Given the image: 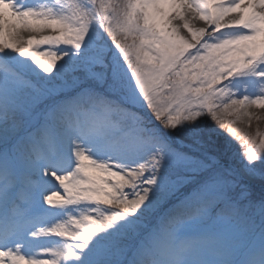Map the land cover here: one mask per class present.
Returning a JSON list of instances; mask_svg holds the SVG:
<instances>
[{"label": "snow or ice", "instance_id": "1", "mask_svg": "<svg viewBox=\"0 0 264 264\" xmlns=\"http://www.w3.org/2000/svg\"><path fill=\"white\" fill-rule=\"evenodd\" d=\"M253 107L264 0H0V264H264Z\"/></svg>", "mask_w": 264, "mask_h": 264}, {"label": "rangeland", "instance_id": "2", "mask_svg": "<svg viewBox=\"0 0 264 264\" xmlns=\"http://www.w3.org/2000/svg\"><path fill=\"white\" fill-rule=\"evenodd\" d=\"M46 2H49V0H29L28 1V3H31V4H39V3H46ZM45 34H49V33L45 32ZM250 111L254 114L250 121L248 117H240L239 119H237L235 116L226 115L224 119L225 130L231 127L232 129L236 130L237 134L239 135H243L245 133L256 135L257 132L264 133V110L256 109L255 107H253L250 109ZM256 116H259L260 119L257 120L255 118Z\"/></svg>", "mask_w": 264, "mask_h": 264}, {"label": "bare ground", "instance_id": "3", "mask_svg": "<svg viewBox=\"0 0 264 264\" xmlns=\"http://www.w3.org/2000/svg\"><path fill=\"white\" fill-rule=\"evenodd\" d=\"M192 24H194L195 27H205V23L199 19H193L190 21ZM33 35L34 33H30L28 31H23L22 35L24 39L26 40L29 35Z\"/></svg>", "mask_w": 264, "mask_h": 264}]
</instances>
